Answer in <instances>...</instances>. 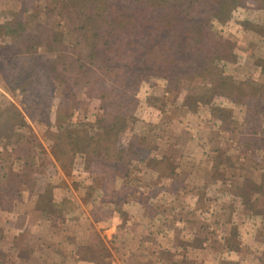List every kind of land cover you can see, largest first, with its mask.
<instances>
[{"label": "rangeland", "instance_id": "obj_1", "mask_svg": "<svg viewBox=\"0 0 264 264\" xmlns=\"http://www.w3.org/2000/svg\"><path fill=\"white\" fill-rule=\"evenodd\" d=\"M62 1L0 0V264H264V0Z\"/></svg>", "mask_w": 264, "mask_h": 264}, {"label": "trees", "instance_id": "obj_2", "mask_svg": "<svg viewBox=\"0 0 264 264\" xmlns=\"http://www.w3.org/2000/svg\"><path fill=\"white\" fill-rule=\"evenodd\" d=\"M55 1V0H54ZM75 1H79V0H66V1H62L64 4H67L69 5L70 9H62V12L66 13L67 16H65V20L67 23L71 24V26L75 27V29H79L81 28V15H82V12L81 11H78L79 10V7L77 6L76 8H73V4L75 3ZM85 3H81V5H84ZM219 7H218V12L220 14H223L225 12V10H229V8H231L233 5H235V3H233L232 1H229V0H223L219 1ZM224 10V11H223ZM60 12H61V9H60ZM85 22V21H83ZM171 25L168 26V29H166V32L168 31V34L170 33H173V37H176V34L172 31V25H174V21H170ZM118 21L117 20H114L112 23H109V24H106V28H109V38L112 37L116 40V42L118 41H121L123 39H130L129 42L127 41V46L128 45H132L134 43L133 39V32L132 30H135L136 26H134V22L131 21V20H128L127 22H125L124 25H115L117 24ZM108 26V27H107ZM197 26V27H196ZM196 29L194 31V34L193 36H195V38L197 40H203L204 36L206 35L207 33V30L203 28V26H200L199 24L196 25ZM67 28V27H66ZM83 28V27H82ZM98 28H100V25L99 23L98 24H94L90 29H94L96 31V33H98ZM69 30H72L71 28H68ZM145 30V29H144ZM73 31V30H72ZM146 31V30H145ZM68 33H71V32H68ZM59 34H56L55 37L57 38ZM60 36H61V33H60ZM59 36V37H60ZM58 37V38H59ZM57 38V39H58ZM109 44V42H108ZM231 46L228 45V47L226 48V50H224L223 52H226V53H229L231 55ZM214 51L216 52H220V48L218 49H214ZM172 58V57H171ZM220 58V57H218ZM225 88H233V84L231 82H229V80H226L223 82L222 84ZM222 89V88H221ZM224 91V90H223ZM112 92V91H110ZM231 96H234L231 94ZM63 102V101H62ZM75 139V138H74ZM89 140L87 138H77L75 139V142H76V145L78 147H84V148H88L89 147Z\"/></svg>", "mask_w": 264, "mask_h": 264}, {"label": "crops", "instance_id": "obj_3", "mask_svg": "<svg viewBox=\"0 0 264 264\" xmlns=\"http://www.w3.org/2000/svg\"><path fill=\"white\" fill-rule=\"evenodd\" d=\"M203 180H205V179H203ZM185 182H188V181H185ZM187 196V195H186ZM103 225V224H102ZM115 227L113 224H111L109 221H107L103 226H102V231H104L105 232V234H107V237L109 238V236H110V232L112 231L111 229H113V228H111V227ZM90 229H91V231H94L95 230V232H96V230H97V232H100V229L98 228V227H93L92 225H91V223H90ZM65 229L63 228V231H61L62 233H61V235H60V237H59V239L62 237V239H64L65 237H69L70 236V234H66L65 232H67L66 230L64 231ZM72 231H73V238L74 239H72L71 240V242L69 243V249L68 250H73V252H75L76 250L75 249H77V247L80 245H84V244H87L88 242H90L89 244H92V241H82L81 239L82 238H86V236H84V237H77V235L75 234V232H76V229L75 228H73L72 229ZM91 231H90V234H91ZM94 232H92V234H93ZM104 240V239H103ZM105 240H106V238H105ZM104 240V241H105ZM96 243L97 244H99V243H101V242H99L100 240H98V239H96ZM223 241V243L222 244H224L225 245V247H226V251L227 252H224V253H219L218 252V249L216 250V255H219L218 256V258H220L219 260H220V263L222 262V261H225L224 260V258H225V256L227 257V259L228 260H230L231 261V257H228L227 256V254H232L233 252H234V250L237 252V253H240V255H239V258L241 259V260H243L244 262H245V260H247V257H245L244 256V254L242 253V252H239L238 250H237V248H235V247H237V246H235V244L236 245H240L238 242H235V241H233V240H231V239H224V240H222ZM190 243V245H192V241L191 242H189ZM189 243L187 242V243H185L184 245H186L187 247L189 246ZM201 246H203L204 247V249H202V250H206V249H210V248H208V246H207V244H204L202 241H201V244H200ZM233 246H235V247H233ZM73 248V249H72ZM222 251V250H221ZM73 255H75V254H73ZM188 255V254H187ZM76 256V255H75ZM205 260H206V258H203L202 257V260H200V262L201 263H203V262H205ZM237 260V259H236ZM83 261H85V262H87V260H83ZM92 261V260H91ZM81 262V261H80ZM233 262V261H232ZM82 263V262H81ZM90 263H92V262H90ZM219 263V264H220ZM233 263H235V262H233Z\"/></svg>", "mask_w": 264, "mask_h": 264}]
</instances>
